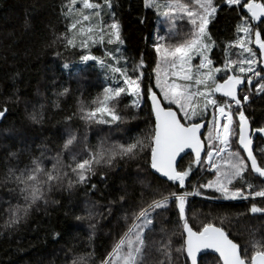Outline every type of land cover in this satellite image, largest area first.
<instances>
[{"label": "trees", "instance_id": "trees-1", "mask_svg": "<svg viewBox=\"0 0 264 264\" xmlns=\"http://www.w3.org/2000/svg\"><path fill=\"white\" fill-rule=\"evenodd\" d=\"M99 2L102 5V24L111 23V13L114 12V18L121 26L122 54L128 65V75L135 78L139 74L133 69L141 60L145 65L140 81L143 103L139 107L134 106L130 96L122 93L114 108L120 119L107 120L110 123L98 122L102 119L97 116L92 120L81 118V108L97 107L107 87L96 64L90 63L72 71L63 68L65 64H76L82 55L102 57L104 53L100 43L87 48L77 44L73 48L63 41L62 37L69 35V20L65 15L68 0H0V109L7 107L0 120V264H72L81 257L87 264H101L132 223L134 212L147 208L153 200L170 192L201 193L200 185L214 178L212 173L205 171V157L199 166H194L183 188L153 174L150 135L155 118L147 89L151 87L160 96L153 71L157 62L153 47L156 12L146 8L143 0H112L111 10L103 6V0ZM213 2L219 7L207 31L217 46L212 49L210 58L214 66L221 67L228 43L237 38L239 17L246 10H233L236 6L228 7L223 0ZM176 27L183 33L190 26L179 21ZM164 43L171 41L166 39ZM104 45L108 51L115 52L116 44L109 45L106 40ZM228 53L237 58L236 47L227 48ZM260 64L257 70H261ZM64 89L68 91L64 92ZM245 93L249 95V101L243 107L245 116L253 129L264 126V93L257 95L255 87L246 88L240 96ZM216 98L226 100L219 95ZM163 103L165 107L169 106ZM171 107L176 109L173 105ZM232 111L233 127L237 128L239 117L234 103ZM33 115L37 117L35 120ZM209 117L205 118V124H208ZM207 132L203 136L206 150ZM70 133L76 136V140L65 149L64 143ZM137 140L142 141L144 147L138 148L134 157H117L111 167H95V174L90 175L84 184H76L72 188H68L67 180L55 184L51 191L45 193L43 200L32 205L19 223H9L17 206L26 203L20 191L24 185L16 177L21 173L27 175L35 167L34 161L45 171L52 170L53 164L59 161L57 168L74 180V174L66 167L74 166V157L80 160L92 152ZM231 146L233 151H239L245 157L235 133L231 137ZM261 149H264V140L258 137L256 154L260 161L264 160L259 154ZM193 158V155L185 157L179 166L187 167ZM247 178L258 180L257 190L264 188V179L250 170ZM120 196H124L123 201H120ZM190 196L187 197L186 217L194 231L200 230L205 223L223 227L228 236L240 245L242 252L247 248L249 256L253 243L264 244V213L250 212L253 203L264 207V199L230 203L220 201L212 194L203 196V199ZM153 221L152 231H147L146 237L157 246L171 239L173 252L169 264H185L186 254L175 251L183 244L186 233L174 203L170 202L167 210L160 209ZM153 257L163 259L155 252ZM200 264H218V258L206 255L200 259Z\"/></svg>", "mask_w": 264, "mask_h": 264}, {"label": "snow or ice", "instance_id": "snow-or-ice-1", "mask_svg": "<svg viewBox=\"0 0 264 264\" xmlns=\"http://www.w3.org/2000/svg\"><path fill=\"white\" fill-rule=\"evenodd\" d=\"M146 8H153L168 22L167 37L160 35L153 47L159 61L153 71L156 74L155 86L162 93V99L167 101L169 106L165 107L161 104V98L153 92L151 87L147 89L148 98L151 101V112L155 116L154 128L150 135V167L155 172L162 174L168 181L174 182L179 188L185 186L186 179L190 176L194 166L202 163L201 151L204 142L201 140L202 123L191 122L195 117L203 115L207 112L209 106L214 109L211 127L207 132L206 160L211 168L216 169V179L208 181L200 185V188H212L219 192L225 199H248L252 197L264 198V188L253 190L254 185L245 180V173L251 171L259 177L264 178V160L258 161L257 154L253 151L252 135L249 132L250 124L245 116L243 107L249 101L247 93L242 96L238 95V86L245 83L252 84L253 77H258L260 82L256 84V94L264 93V75L262 71L257 70L258 63H264V0H223V4L239 9L240 12H246L240 16V23L236 25L237 38L234 42H229L227 48H238V58L233 60L227 56V48L225 49V59L223 61V69L213 65V60L209 53L216 47V41L207 31L210 19H214L219 7L213 0H165L161 4L158 0H143ZM77 4L82 7L77 8ZM103 6L111 10L113 7L112 0H103ZM102 5L94 2V0H69L67 5L66 16L75 13V19L68 25V32L71 35L62 37L63 41L69 47L87 48L89 43H104V37L107 36V44L117 43L124 44L121 37L120 24L115 20V13L111 15L113 20L108 25L100 22V11ZM87 10V13L86 11ZM93 17L96 18L93 22ZM187 20L189 29L183 33L177 30V20ZM143 22V21H141ZM253 22H257L253 24ZM107 29V31L105 30ZM242 33L243 35H239ZM98 38V39H97ZM166 39L171 43H162ZM255 45L259 51L260 57L257 58V50L250 45ZM116 52L120 49L117 47ZM247 53V56L244 54ZM107 55L113 61L119 63V58L112 52ZM194 57L199 58V63L193 65ZM96 61L101 67L109 68L113 73H118L126 86L117 84L115 87H105L103 99L95 108L85 110L81 108L83 113L82 119L92 120L96 118V114H107L111 116V121L119 120L120 117L115 114V105L119 103V98L126 90L142 99V89L140 81L143 78V72L133 78L128 75L127 68L116 67L105 64L103 60H98L92 55L80 56L81 62ZM163 65V78L161 76V67ZM65 69L69 65H63ZM143 61L133 69L143 68ZM193 67L196 71L193 72ZM169 69L171 75L183 81L177 83L176 80L168 81ZM206 70V71H205ZM223 71L225 75L221 77V81L216 79V73ZM251 74V75H248ZM68 89H64L67 92ZM215 93H221L228 101H218ZM230 101V102H229ZM112 104V107L109 104ZM139 107V99L134 102ZM236 105V115L239 117L237 128L233 127L232 104ZM171 105H176L177 110H173ZM7 107L0 109V117H4ZM178 113H182L179 115ZM218 114V115H217ZM37 117L32 116L35 120ZM68 119H71L69 117ZM190 121L185 124L182 121ZM223 120V122H221ZM111 121L100 120L101 123H110ZM236 134L238 144L246 153V157L240 155L239 151L231 150V137ZM252 133L264 136V126L252 129ZM76 140L74 134H69L64 143V148L68 149ZM216 141L217 144H213ZM144 147L143 142L137 140L130 144L116 145L107 150L92 152L87 158L75 160L74 166L67 165L75 179L69 177L67 172L59 170L57 164H53L52 170L45 169L34 161L35 167L31 169L27 175L21 173L16 180L23 184L20 189L24 195L25 205L17 206L12 212L9 223H19L22 216H27L28 210L39 200H43L45 193L51 191L55 184H62L67 180L68 188H72L76 184H84L89 176L95 174L97 166H113L117 157H134L136 150ZM185 149H191L194 158L188 163L187 167L179 166L183 160L181 153ZM224 154V155H222ZM264 157V149L259 153ZM217 157L223 161V165H218L213 157ZM250 162V164H249ZM65 167V166H61ZM239 179L244 182V187H234L233 183ZM95 188V185H92ZM245 188L249 191L246 193ZM190 195H201L199 191L194 192H170L166 196H162L158 200H153L147 208H141L139 212L132 214V223L127 230L121 235L118 242L112 247L111 252L101 261V264H169L172 259V241L168 239L166 242L157 246L156 242L146 237V230L152 231L150 226L153 225L152 213L156 209L167 210L170 202L174 203L178 212L179 220L183 222V232L186 238L180 248L175 249L177 253H185V264H198V254L206 253L205 250H212L218 253V264H264V244L253 243V251L248 255L245 248L242 252L238 243L229 238L223 227H217L213 223H205L200 230L194 231L189 225L186 217L187 197ZM120 201L124 200V196L119 197ZM47 201L45 200V203ZM109 213L111 209H108ZM251 213H264V207H258L255 203L251 205ZM91 217V213L89 214ZM79 219V217H77ZM127 221V216L124 217ZM94 228L95 225H92ZM163 230V229H162ZM153 252L163 259L153 257ZM91 256V253L88 254ZM72 264H87L80 258L79 261L74 260Z\"/></svg>", "mask_w": 264, "mask_h": 264}, {"label": "rangeland", "instance_id": "rangeland-1", "mask_svg": "<svg viewBox=\"0 0 264 264\" xmlns=\"http://www.w3.org/2000/svg\"><path fill=\"white\" fill-rule=\"evenodd\" d=\"M68 2H69V0H68ZM94 2H97V3H100L99 2V0H94ZM159 2V1H158ZM159 3H161V4H163V3H165V1L164 2H159ZM67 5H68V3H67ZM67 5H66V11H67ZM77 8H80V7H82V5H80V4H77V6H76ZM102 8V7H101ZM153 9V8H152ZM86 11V13H87V10H85ZM99 11H100V22L102 23V19H103V17H102V12H101V9H99ZM154 11H155V9H154ZM156 12V11H155ZM156 16H157V19H156V26H155V30H154V33H153V43H156L157 42V38H158V36H160V35H163V36H167L168 35V22L163 18V17H161V16H159V14L156 12ZM67 18H68V20H69V24L73 21V19H75V13H73V15H71V16H67ZM95 20H96V18L95 17H93V22H95ZM211 20V19H210ZM179 21H185L186 23H187V20L185 19V20H177L176 21V23L177 22H179ZM110 24V23H109ZM188 24V23H187ZM190 26V25H189ZM207 28H208V26H207ZM106 31H107V29H105ZM69 35H71V33H69ZM239 35H243L242 33H240ZM98 39V38H97ZM108 39V37L107 36H105L104 37V43H105V41ZM99 42H97V43H89V46L90 45H92V44H98ZM104 43L103 44H101V46H102V48H103V55H102V57H97V56H95V55H93V54H88V55H92V56H95V57H97L98 58V60H103L104 61V63L105 64H110V65H113V66H116V67H121V68H125V67H127L128 65H127V62H126V60H125V58H124V56H123V54H122V49H123V45H118L117 43H113V44H116V48L117 47H119V49H120V51L119 52H112L115 56H117L118 58H119V63L117 64L116 63V61H113L112 59H111V57H109L108 55H107V53L108 52H111V51H108L107 49H106V47H105V45H104ZM162 43H164V41L162 42ZM77 44H79V41L77 40ZM251 47H253L254 48V50H257V48H256V46L253 44V45H250ZM237 49V58H238V54H239V49L238 48H236ZM211 53V52H210ZM210 53H209V56H210ZM258 53H259V51L257 50V58H258ZM245 56H247V53H245L244 54ZM227 56H228V58H230V59H233V60H235V59H237V58H234L230 53H228L227 54ZM158 61H159V57L157 56V62H156V64L158 63ZM90 63H94V64H96V66H97V68L100 70V72H101V74H102V78H103V80L105 81V83H106V85H107V87H115V86H117V84H119L120 86H125L124 84H123V80H122V78L120 77V75L118 74V73H113L109 68H105V67H101V65L99 64V63H97L96 61H87V62H81V61H78L76 64H74V65H69V68H67V69H65L64 67V70H66V71H72V70H76L77 68H82V67H85V66H87L88 64H90ZM199 63V58L198 57H194L193 58V61H192V64L193 65H197ZM140 64V63H139ZM143 64H144V61H143ZM145 66V65H144ZM156 67V66H155ZM256 67V69H258V64L255 66ZM144 68V67H143ZM143 68H140V69H138V72L139 71H142L143 72ZM221 68L223 69V66H221ZM260 68H261V64H260ZM155 69V68H154ZM193 72H195L196 71V68L195 67H193ZM206 71V70H205ZM216 75V79L218 80V81H220V82H222L221 81V77H223L224 75H225V73L223 72V71H221L220 73H216L215 74ZM248 75H251V74H248ZM161 76H162V78H163V65H162V67H161ZM156 78V74H155V72H154V79ZM254 78V77H253ZM172 80H176V82L177 83H183V81H181V80H179V79H177L176 77H173L172 75H171V70L169 69V75H168V81H169V83H171L172 82ZM126 87V86H125ZM255 88H256V86H254ZM157 88V87H156ZM157 90H158V92H159V94H160V96L162 97V93L160 92V90H159V88H157ZM127 95H129L130 96V99H131V102H132V104L134 105V106H136L135 105V101H137L138 99H139V106L143 103V98L142 99H140V98H138L137 96H135L133 93H131L130 91H127L126 90V92H125ZM217 95H219L218 93H215V97L214 98H216V96ZM217 99V98H216ZM218 100V99H217ZM164 101V100H163ZM218 101H220V100H218ZM225 101H228L227 99L225 100ZM165 103H168L167 101H164ZM221 102H224V101H221ZM230 102V101H229ZM173 106H175L176 107V105H173ZM232 110V109H231ZM232 113H233V111H232ZM181 115H182V113H181ZM218 115V114H217ZM96 116L98 117V118H100V119H102V120H109V119H111V116H109V115H107V114H100V113H97L96 114ZM207 116H210L209 117V120H208V124H206L207 125V128H206V131L208 130V128L209 127H211V121L213 120V113H212V107L211 106H209V108L207 109V112H205L203 115H199V116H197V117H195L194 118V120L193 121H191V122H203V123H205V118L207 117ZM233 121H234V113H233ZM190 121H184V123L185 124H187V123H189ZM234 123V122H233ZM206 133V132H205ZM216 143L217 144V142L216 141H213V143ZM231 150L233 151V149H232V146H231ZM222 155H224V154H222ZM216 163L218 164V165H223V161L222 160H220L219 158L217 159V161H216ZM208 170V171H207ZM205 171L206 172H208V173H212L213 175H214V178L213 179H210V180H206L205 181V183H207L208 181H212V180H215L216 179V169H213V168H211V167H208L207 166V164H206V168H205ZM204 183V184H205ZM200 189V188H199ZM200 191H201V195H200V197L199 196H195V195H191L190 197L191 198H195V197H198V198H202L203 196L204 197H208V196H206L207 194H212V195H214V196H217L219 199H220V201H229V200H233V199H225V198H223L222 196H221V194L219 193V192H216L214 189H212V188H201L200 189ZM210 196V195H209ZM203 199V198H202ZM207 199V198H206ZM160 209H156L155 210V212H153L152 213V217H153V219H154V217H155V215H156V213L159 211ZM146 232H147V230H146ZM145 235H146V233H145Z\"/></svg>", "mask_w": 264, "mask_h": 264}, {"label": "water", "instance_id": "water-1", "mask_svg": "<svg viewBox=\"0 0 264 264\" xmlns=\"http://www.w3.org/2000/svg\"><path fill=\"white\" fill-rule=\"evenodd\" d=\"M261 70H264V63H261ZM262 75H264V71H262ZM258 81H259V78L256 77V78L252 79V84H251V85H248V84H247V80L245 79V83H244L243 85H241V86H238V95H240V93H241L243 90H245L246 88H249V89L253 88V87L258 83ZM156 94H157L158 97H160V96L158 95V93H156ZM218 94H219V96L223 97L221 93H218ZM223 98H225V99L228 100V98H226V97H223ZM149 103H150V105H151V101H150V99H149ZM161 104H162V106H165L164 103H163V101H162V99H161ZM234 105H235V104H234ZM235 106H236V105H235ZM173 110H176V109L173 108ZM178 114H179V113H178ZM153 115H154V114H153ZM154 118H155V116H154ZM0 120H1V117H0ZM182 122H183V121H182ZM183 123H184V122H183ZM198 123H202V124L204 125V127H202L201 130H200V132H201V140L204 142V147H203V149H202V151H201V157L204 158V156H205V154H206V143H205V141H204V139H203V136H204V134H205V132H206L207 125H206L205 123H203V122H198ZM249 124H250L249 132H250V134L252 135V140H253L252 147H253V151H254V153H255V146H256L255 141L257 140L258 137H261V138L264 140V136H262V135H260V134L252 133V129H253V128H252V126H251L250 121H249ZM239 147H240V149L243 151V149L241 148L240 145H239ZM243 152H244V151H243ZM244 154H245V156H246V153H245V152H244ZM189 155H193V156H194V153L192 152L191 149H185V150H184V153H181V156L183 157V159H184L185 157L189 156ZM178 162H179V165H180L181 161H180V158H179V157H178ZM249 164H250V162H249ZM152 172H153L154 175L158 176L160 179H162V180H164V181H167V182H171V181H168L166 177H163L162 174L155 172V170L152 169ZM217 227H218V226H217ZM205 251H206L207 254H205V253H199V254H198V264H200V259H201L203 256H206V255H214V256H216V257L218 258V253H214L212 250H205Z\"/></svg>", "mask_w": 264, "mask_h": 264}, {"label": "flooded vegetation", "instance_id": "flooded-vegetation-1", "mask_svg": "<svg viewBox=\"0 0 264 264\" xmlns=\"http://www.w3.org/2000/svg\"><path fill=\"white\" fill-rule=\"evenodd\" d=\"M254 78H256V77H254ZM253 78V79H254ZM246 79V78H245ZM258 139V138H257ZM255 144H256V141H255ZM255 154H256V146H255ZM246 157V156H245ZM258 159V161H260V159L259 158H257ZM257 175V174H256ZM247 176H248V172L247 173H245V180L247 181V182H250V183H252L253 185H254V188H253V190H257V185H256V182L258 181L257 179V181L256 180H252V179H250V178H247ZM259 178H261V177H259ZM262 179H264V178H262ZM233 186L234 187H244V182L243 181H240L239 179H237L236 181H234V183H233ZM249 190L247 189V188H245V192L247 193ZM262 199H264V198H261V197H256V198H252V197H249L248 199H244V198H237V199H233V200H229V201H225V202H230V203H247V202H252V201H257V200H262ZM219 227V226H218ZM230 238V237H229ZM230 239H232V238H230ZM233 240V239H232ZM234 241V240H233ZM235 242V241H234ZM237 243V242H236Z\"/></svg>", "mask_w": 264, "mask_h": 264}, {"label": "built area", "instance_id": "built-area-1", "mask_svg": "<svg viewBox=\"0 0 264 264\" xmlns=\"http://www.w3.org/2000/svg\"><path fill=\"white\" fill-rule=\"evenodd\" d=\"M221 122H223V120H222ZM213 159H214L215 161H217L218 158L214 156ZM206 164H207L208 167H210V165L207 163V160H206ZM207 171H208V170H207Z\"/></svg>", "mask_w": 264, "mask_h": 264}]
</instances>
